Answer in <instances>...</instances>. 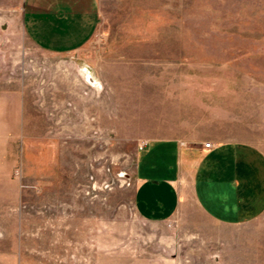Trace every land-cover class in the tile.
<instances>
[{"label":"rangeland","instance_id":"1","mask_svg":"<svg viewBox=\"0 0 264 264\" xmlns=\"http://www.w3.org/2000/svg\"><path fill=\"white\" fill-rule=\"evenodd\" d=\"M22 1L0 0V264H264V213L218 224L188 191L167 220L133 205L147 139L264 153V0H99L68 54L28 40Z\"/></svg>","mask_w":264,"mask_h":264},{"label":"crops","instance_id":"2","mask_svg":"<svg viewBox=\"0 0 264 264\" xmlns=\"http://www.w3.org/2000/svg\"><path fill=\"white\" fill-rule=\"evenodd\" d=\"M98 23L99 0L22 1L23 32L43 52L68 54L82 48ZM203 137L141 142L133 175V205L140 217L171 218L184 207L187 191L218 224L238 225L264 213V153L249 143Z\"/></svg>","mask_w":264,"mask_h":264},{"label":"bare ground","instance_id":"3","mask_svg":"<svg viewBox=\"0 0 264 264\" xmlns=\"http://www.w3.org/2000/svg\"><path fill=\"white\" fill-rule=\"evenodd\" d=\"M88 80H89L91 85H95L96 84L95 79L89 73H88Z\"/></svg>","mask_w":264,"mask_h":264},{"label":"built area","instance_id":"4","mask_svg":"<svg viewBox=\"0 0 264 264\" xmlns=\"http://www.w3.org/2000/svg\"><path fill=\"white\" fill-rule=\"evenodd\" d=\"M210 145H211L210 142H205V143L203 144V146L206 147V148L210 147Z\"/></svg>","mask_w":264,"mask_h":264}]
</instances>
